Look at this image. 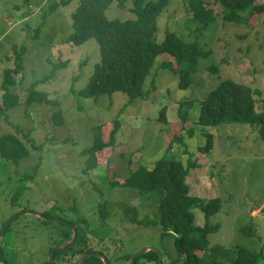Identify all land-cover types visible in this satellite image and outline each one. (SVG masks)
<instances>
[{"label":"rangeland","instance_id":"rangeland-1","mask_svg":"<svg viewBox=\"0 0 264 264\" xmlns=\"http://www.w3.org/2000/svg\"><path fill=\"white\" fill-rule=\"evenodd\" d=\"M55 1L61 0H0V83L4 70L15 67L12 45L22 46L24 50L22 70L15 75L12 89L20 104L0 117V135L16 134L30 152L12 170H6V162L0 161V229L18 212H36L46 219L59 220L50 223L27 213L13 221L10 229L17 230L18 240H28L30 250L23 255V251L16 250L14 242L4 239L2 256L7 263L39 264V256L34 255L36 247L44 249L41 260H45L48 239L66 229L59 224L63 221H70L79 234L85 229L90 249H101L112 260L125 251L136 253L145 246L164 251L165 264L177 259L171 235L162 236L160 226L129 222L124 214L123 206L128 205L137 208L139 219L156 220V196L141 195L122 184L138 166L152 168L168 149L176 151L184 140L188 154L181 155V161L186 164L191 157L199 165L190 169L186 178L189 194L221 201L220 210L206 218L194 209L196 225L203 226L206 222L219 225L217 233L208 235L209 246L220 244L226 249L243 246L264 252V142L257 133L258 126L197 124L201 101L227 78L258 89L261 95L255 96L257 110L264 109V14L237 25L223 20L219 13L221 6L217 4L216 21L203 29L193 21L187 0H170L157 18L156 40L161 43L165 33L171 31L185 41H197L208 53L198 60L191 86L186 90L177 88L178 77L162 63L169 61L173 68L178 65L172 56L164 54L157 57L146 80L147 98L128 103L126 95L114 93L94 101L78 96L77 92L87 85L92 67L100 60L99 45L94 39L80 46L66 43L72 29L65 12L70 17L79 0H70L51 11ZM115 1L105 12L107 18H134L130 12L132 0H122V6ZM205 1L210 5L216 2ZM38 28L40 32L36 33ZM62 62L66 66H61ZM32 86L46 92L58 105L43 103L26 107L24 101ZM2 94L0 90V103ZM181 100L192 102L188 121L183 124L178 115ZM165 106L167 123L163 124L156 120ZM58 109L64 119L60 126L52 119ZM115 120L120 122L115 143L96 152V167L84 173L89 156L83 151L93 142V127L101 125L103 139L108 142ZM187 130L193 136L189 137ZM180 132L182 143L172 142ZM204 132L210 133L214 142L206 154L198 149L206 143ZM37 163L40 167L31 185L14 175V171L20 176L28 174ZM6 178L11 179L10 186L23 185L27 189L16 206L9 200L13 189L2 190ZM113 181L118 185L112 187ZM104 200L110 202L111 214L105 224L97 214L98 205ZM77 220L81 222L75 223ZM245 228L254 233H245Z\"/></svg>","mask_w":264,"mask_h":264},{"label":"trees","instance_id":"trees-1","mask_svg":"<svg viewBox=\"0 0 264 264\" xmlns=\"http://www.w3.org/2000/svg\"><path fill=\"white\" fill-rule=\"evenodd\" d=\"M114 1L79 0L77 7L70 15L71 18L69 12H65L68 22L70 19L69 23L72 29L65 39L66 43L80 46L88 40L94 39L99 45L100 60L92 67L87 85L79 90L77 95L94 101H97L101 96H111L114 93L126 95L128 103H134L136 99H144L146 97L144 91L146 80L155 66L157 57L164 54L172 56L178 65V68H173L169 61L162 63L164 68H168L178 77L177 88L180 90L189 88L193 83L192 74L196 71L198 60L201 57H206L208 53L201 49L197 41H185L171 31L165 33L161 43L156 40L157 18L168 7L170 0H132L130 12L134 18L126 20L106 17L105 12ZM116 1H119L122 6V0ZM187 1L193 21L201 24L203 29H207L211 23L216 21L214 11L217 4L221 6L219 13L222 14L223 20L237 25L246 24L251 17L264 14V2L257 3L256 0H216L212 5L205 0ZM68 3L70 0L55 1L50 6V10L53 11ZM39 30L40 28L36 29V33H39ZM12 48L15 67L4 70V76L0 83V90L3 92L0 117L6 111L16 108L20 104L19 96L12 89L16 84L15 75L22 70L21 56L24 50L17 44L12 45ZM60 65L64 67L66 62H62ZM260 95L261 92L258 89L228 78L224 79L201 101L197 124L204 127L234 123L255 125L258 126L256 127L258 128L257 133L259 132V137L264 142V109L258 111L255 100V96ZM43 103L52 106L58 105V102L48 98L46 92L37 90L33 86L29 88L24 101L25 106ZM178 104V115L183 124L188 121V110L191 109L192 102L181 100ZM166 111V106L161 108L156 121L166 124ZM52 119L55 125H62L64 122L62 111L58 109L54 112ZM119 129L120 122L115 120L109 133V141L106 142L103 139L102 126L95 125L93 127V132H95L93 133V142L83 151L89 156L83 170L84 173L96 167L95 153L111 147L116 141ZM187 133L189 137L193 136V132L187 130ZM204 135L206 143L198 149L199 152L206 154L213 148L214 142L210 133L204 132ZM182 141L181 132L172 139V142L179 144ZM181 148L183 150H180ZM183 154H188L185 140L182 146L177 147L176 151L171 152L168 149L165 156L156 160L152 168L148 169L146 166L140 165L125 179L122 187L135 189L141 195H154L158 205V215L154 221L139 219L137 208L124 205V214L128 217L129 222L139 225L142 223L145 226H160L162 236L168 234L174 238L173 243L178 256L177 259H172L167 264H260L264 260L263 250H253L243 246L226 249L220 244L209 246L208 235L217 233L219 225L208 222L203 226L196 225L194 209L200 210L206 218L220 210L221 201L219 198L206 200L189 194L190 186L186 178L189 170L198 168L199 165L196 161H192L191 157L184 164L180 159ZM29 156L30 152L16 134L0 135V161L6 162V170L8 168L12 170L20 161ZM39 167L40 164L37 163L28 174L20 176L14 171V175L20 181L27 183L34 180V175ZM5 182L2 185V190L11 185L12 181L6 178ZM111 184L112 187L118 185L114 181ZM12 186L10 187L13 189L9 197L10 202L16 201L27 190L23 185ZM109 205L108 200H104L98 205V219L104 224L111 216ZM258 208L259 206L256 209ZM78 222L81 221L77 220L75 223ZM243 231L250 235L254 233L252 229L248 230L247 228ZM69 237L70 235L66 233L65 239ZM162 253L164 254V251ZM0 255H3L1 248ZM130 257L131 254H123L114 260L109 259V261H115V264H128ZM157 260L158 255L149 251L138 257L136 264H146L147 262L157 264ZM86 264H103V262L92 257Z\"/></svg>","mask_w":264,"mask_h":264},{"label":"flooded vegetation","instance_id":"flooded-vegetation-1","mask_svg":"<svg viewBox=\"0 0 264 264\" xmlns=\"http://www.w3.org/2000/svg\"><path fill=\"white\" fill-rule=\"evenodd\" d=\"M32 183H33L32 181H28L26 183V185H31ZM8 187L10 188L11 186L8 185ZM19 197L17 198L16 201H11V205L12 206H16L17 205V202H18ZM18 213L11 215L4 222L2 228L0 229V233L4 230L3 237L0 240V244H1L0 246L2 247L1 249H2V252H3V248L5 246V244H3V240L4 239H7L8 240V238H9V241L10 242L11 241L14 242V246L16 247V250L23 251L22 253L24 255V253L27 250H30L29 245L27 243L28 240L27 239L25 240V238H21V240H18V238H17V233H18L17 230L10 229L12 222L15 221V220H17L19 218V217H16L18 215ZM23 213H25V212H23ZM47 218H48V216H47ZM59 224H62L64 226H66V229H62L58 233L55 232L56 234H55L54 238L48 239V243L46 245L47 252H46L45 260H41V258L44 255V249H38L37 247L35 248L34 255L37 254V256H39V258H40L39 259V262H38L39 264H50L49 263V258H50L51 252L55 248L67 244L72 239V237H73V230H72V227L71 226H74V225H72V223L70 221L60 222ZM66 233L70 235V237L68 239H65ZM85 234H86L85 229L82 230V233H80V234H79V231H78V238H77V240H76V242H75V244L73 246H71V247H69V248H67L65 250H59V251H57L54 254V256H53L54 264H57V262L59 264H79V262L81 261V258L83 256H85L86 254L91 253V252H93V253H103V254H105V256L107 258L109 257L108 254H107V252H102L101 249H96V250L93 249V250H91L90 249V246H89V240L85 239V236H84ZM134 253H131V256ZM124 254H130V253H127L125 251ZM121 255H123V254H121ZM121 255H119V257ZM108 259H112V258L109 257ZM2 262H8V261H7V259L5 257H3L2 255H0V264H2ZM110 263L111 264H115V261L110 262ZM128 263H129V261H128ZM146 264H149V263L147 262Z\"/></svg>","mask_w":264,"mask_h":264},{"label":"water","instance_id":"water-1","mask_svg":"<svg viewBox=\"0 0 264 264\" xmlns=\"http://www.w3.org/2000/svg\"><path fill=\"white\" fill-rule=\"evenodd\" d=\"M27 213H30L31 215H37L38 217L40 218H43L45 219L46 222H51V223H56V221H59V220H54V219H46L43 215L39 214V213H36V212H25V213H20L18 214L16 217H21L23 215H27ZM64 222V221H63ZM72 227V230H73V237L71 239L70 242H68L67 244L63 245V246H60V247H57L55 248L51 254H50V258H49V263L50 264H54V261H53V256L54 254L59 251V250H65L71 246H73L78 238V230L76 228V226H71ZM3 234H4V230L0 233V240L2 239L3 237ZM149 251H153L155 252L157 255H158V260H157V264H163V254L160 250H158L157 248H154L152 246H145L144 248L138 250L136 253H134L130 259H129V263L128 264H136V259L140 256H142L143 254L149 252ZM92 257H96L98 259H100L103 264H111L109 259L105 256V254L103 253H88L86 254L85 256H83L81 258V261L79 262V264H86L87 261L92 258ZM2 264H7V262H2Z\"/></svg>","mask_w":264,"mask_h":264},{"label":"crops","instance_id":"crops-1","mask_svg":"<svg viewBox=\"0 0 264 264\" xmlns=\"http://www.w3.org/2000/svg\"><path fill=\"white\" fill-rule=\"evenodd\" d=\"M12 242V241H11ZM5 243H7V242H5ZM1 245V244H0Z\"/></svg>","mask_w":264,"mask_h":264}]
</instances>
